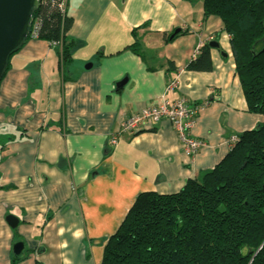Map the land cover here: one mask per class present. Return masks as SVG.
Instances as JSON below:
<instances>
[{"label": "crops", "instance_id": "obj_1", "mask_svg": "<svg viewBox=\"0 0 264 264\" xmlns=\"http://www.w3.org/2000/svg\"><path fill=\"white\" fill-rule=\"evenodd\" d=\"M202 4L67 0L70 63L38 39L10 57L0 82V264H100L138 194L179 192L225 157L231 138L264 122L247 111L229 36ZM176 29L186 33L165 42ZM210 41L226 58L210 49V71L187 70ZM179 99L200 108L189 129L203 143L194 156L166 120L110 144L125 119Z\"/></svg>", "mask_w": 264, "mask_h": 264}, {"label": "trees", "instance_id": "obj_2", "mask_svg": "<svg viewBox=\"0 0 264 264\" xmlns=\"http://www.w3.org/2000/svg\"><path fill=\"white\" fill-rule=\"evenodd\" d=\"M202 7L204 16L220 18L229 36L247 111L264 116V0H203ZM32 19L39 24L37 39L60 48L62 67L70 63L74 43L65 35L71 18L40 0ZM176 30L165 42L186 33ZM136 47V41L128 46L138 53ZM210 49L208 43L199 48L186 69L210 71ZM235 139L214 168L179 192L138 194L100 264H264V122Z\"/></svg>", "mask_w": 264, "mask_h": 264}, {"label": "built area", "instance_id": "obj_3", "mask_svg": "<svg viewBox=\"0 0 264 264\" xmlns=\"http://www.w3.org/2000/svg\"><path fill=\"white\" fill-rule=\"evenodd\" d=\"M51 3L55 4L63 15H66L67 0H51ZM38 28V22L32 19L29 32L31 39H37ZM174 86L176 84H170L168 88L170 89ZM199 110L198 106L191 105L184 99H179L173 103L163 101L157 106L145 107L121 122L117 130L111 134L110 144L115 145L118 137L122 134L139 132L145 123L155 124L166 120L177 131L183 153L188 157L194 156L203 146V143L192 138L189 135V129L194 125ZM235 140V137L229 140V147Z\"/></svg>", "mask_w": 264, "mask_h": 264}, {"label": "water", "instance_id": "obj_4", "mask_svg": "<svg viewBox=\"0 0 264 264\" xmlns=\"http://www.w3.org/2000/svg\"><path fill=\"white\" fill-rule=\"evenodd\" d=\"M38 4L39 0H0V78L10 56L28 38L32 13L38 8ZM208 46L211 49L217 50L221 57L226 58V54L220 49L216 41L208 42ZM86 68H90V65ZM6 222L13 229L18 223L17 219L13 216H7ZM23 248L22 242H16L12 247L14 256L20 257Z\"/></svg>", "mask_w": 264, "mask_h": 264}, {"label": "bare ground", "instance_id": "obj_5", "mask_svg": "<svg viewBox=\"0 0 264 264\" xmlns=\"http://www.w3.org/2000/svg\"><path fill=\"white\" fill-rule=\"evenodd\" d=\"M29 38H30V36H29Z\"/></svg>", "mask_w": 264, "mask_h": 264}]
</instances>
